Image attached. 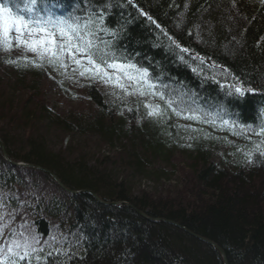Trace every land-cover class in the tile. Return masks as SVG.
Listing matches in <instances>:
<instances>
[{
  "label": "trees",
  "instance_id": "1",
  "mask_svg": "<svg viewBox=\"0 0 264 264\" xmlns=\"http://www.w3.org/2000/svg\"><path fill=\"white\" fill-rule=\"evenodd\" d=\"M82 1L84 8L96 3ZM25 2L0 0L34 16ZM103 3L105 27L117 32L112 50L147 68L180 114L159 96L126 95L117 86L100 92L81 85L84 94L77 95L79 82H59L46 73L47 62L0 46V141L10 160L0 144V208L6 206L18 224L27 221L41 240L57 237L60 254L40 264H224L220 251L228 264H264V156L253 152L251 163L244 156L254 147L250 141L261 140L253 129L264 124V4ZM36 7L60 16L55 11L62 5L40 0ZM237 82L244 95L230 87ZM47 89L82 101L87 111H54L43 100ZM148 97L164 109L162 116L148 115ZM189 108L215 124L187 119ZM176 153L190 161L191 173L173 184ZM20 161L40 168L11 164ZM146 180L163 181V195L145 190L140 182ZM71 190L91 191L100 201Z\"/></svg>",
  "mask_w": 264,
  "mask_h": 264
},
{
  "label": "snow or ice",
  "instance_id": "2",
  "mask_svg": "<svg viewBox=\"0 0 264 264\" xmlns=\"http://www.w3.org/2000/svg\"><path fill=\"white\" fill-rule=\"evenodd\" d=\"M39 3L40 0H26V10L35 13L34 16L27 18L15 13L6 4L0 3V46L11 49L13 46L11 33L14 32L16 46L23 45L26 50L35 53L42 62L47 58L48 64L67 68L68 64L65 62L67 59L80 69L79 75L81 77L88 75L105 83H112L123 90L126 95L139 92L140 96L149 94L159 96V99L168 108H172L175 114H180V110L173 106L170 94L169 98L166 99L165 92L157 88L152 82L147 68L138 67L127 57H118L112 50V43L117 32L105 27L108 6L103 3V0H96L95 5L89 3L87 7L81 10L82 15L77 14L67 18L38 9L36 6ZM128 3L135 6L133 0H128ZM261 3L264 4V0H261ZM141 15H145V13L141 12ZM148 20L155 23L150 16ZM100 33L110 36L112 39L106 41ZM169 39L181 52L189 51L182 48L171 37ZM194 59L200 58L197 55ZM8 62L15 63V61ZM33 63L35 64L34 61ZM36 66L40 67L42 64ZM73 71H76V68ZM124 81L131 84V93H129L128 86ZM230 87L235 94H245V89L239 82L230 85ZM247 91H252V89H247ZM145 107L150 109L148 111L149 116H162L164 114V109L160 105L146 104ZM187 111L191 113L186 117L189 120H202L204 123L215 124V121L206 120L198 115L194 109L189 108ZM229 123L228 120H222L224 125ZM253 131L261 140L259 143L250 141L254 147L244 153L249 163L253 160V152H259L261 156H264V149L261 148V145L264 144V124L259 126L258 131L256 129ZM9 217H12L11 213H9ZM4 219L3 216H0V237H4V242L0 243V264H21V262L33 264L34 260L40 264L43 259L60 254V249L55 248V244L59 242L56 236L41 240L35 230L28 226L27 221L20 225L23 230L18 231L10 228L9 224L3 223ZM10 222L11 220H9ZM45 245L51 249V251H47L46 255H44ZM49 264L52 262L49 261Z\"/></svg>",
  "mask_w": 264,
  "mask_h": 264
},
{
  "label": "rangeland",
  "instance_id": "3",
  "mask_svg": "<svg viewBox=\"0 0 264 264\" xmlns=\"http://www.w3.org/2000/svg\"><path fill=\"white\" fill-rule=\"evenodd\" d=\"M13 48V46H12ZM23 50L29 54H31L32 52L28 51L25 49V47L23 45L19 46L18 47V50L20 51ZM45 89V87H44ZM44 101L45 103L54 109V111L56 112H62L63 114H67L68 111H77V112H80L81 110L82 111H87L85 110V105L84 103H82V101H73L71 100L69 97L67 99H62V98H59L58 95H55L51 89H47V90H44ZM149 100L146 99V102L152 104V105H155L156 102L153 101L152 98L148 97ZM145 102V103H146ZM209 128V127H208ZM76 138V137H75ZM66 139V138H65ZM92 144V143H90ZM228 148H224V150H227ZM172 161V171L174 173V177H173V181L172 183H176L177 181L179 182V180L181 181V178L185 179V177H188L189 174L191 173L188 169V166L190 164V161L186 160L185 159V155L183 156L182 154L180 153H176L173 158L171 159ZM163 181H159V182H155V181H150V180H146V181H142L140 182L141 185H143V187L145 188V190H147L151 195H163L162 194V190H161V185ZM165 182V181H164ZM166 185H169L170 183L169 182H165ZM180 183V182H179ZM131 264V263H130Z\"/></svg>",
  "mask_w": 264,
  "mask_h": 264
},
{
  "label": "water",
  "instance_id": "4",
  "mask_svg": "<svg viewBox=\"0 0 264 264\" xmlns=\"http://www.w3.org/2000/svg\"><path fill=\"white\" fill-rule=\"evenodd\" d=\"M51 174V176H53L54 177V179H55V181L58 183V185L60 186L61 185V182H59V180H58V178L56 177V176H54V174H52V173H50ZM91 195L93 196V197H96L97 199H99L95 194H92L91 193ZM110 204H112V205H116L117 203H115V202H112V203H110ZM140 215H142L143 217H145V218H147V216L143 213V212H138ZM150 220H156L155 218H149ZM203 240H205V239H203ZM221 252V255H222V258H223V260H224V262H225V264H227V260H225V256H224V253H223V251H220Z\"/></svg>",
  "mask_w": 264,
  "mask_h": 264
},
{
  "label": "bare ground",
  "instance_id": "5",
  "mask_svg": "<svg viewBox=\"0 0 264 264\" xmlns=\"http://www.w3.org/2000/svg\"><path fill=\"white\" fill-rule=\"evenodd\" d=\"M37 168H40V166H38ZM59 179V178H58ZM91 195V194H90ZM92 196V195H91ZM93 197V196H92ZM95 198V197H94ZM136 210V209H135ZM137 212H140V211H138L137 210ZM139 214V213H138ZM170 222V221H169ZM205 241L209 244V245H213V246H216V244H215V242H213L212 240L210 241V240H207V239H205Z\"/></svg>",
  "mask_w": 264,
  "mask_h": 264
}]
</instances>
